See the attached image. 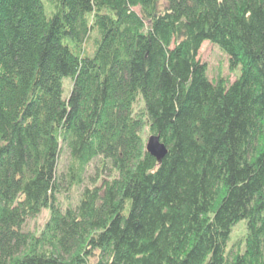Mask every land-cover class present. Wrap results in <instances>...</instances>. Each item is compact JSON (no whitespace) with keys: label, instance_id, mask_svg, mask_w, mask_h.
I'll use <instances>...</instances> for the list:
<instances>
[{"label":"trees","instance_id":"obj_1","mask_svg":"<svg viewBox=\"0 0 264 264\" xmlns=\"http://www.w3.org/2000/svg\"><path fill=\"white\" fill-rule=\"evenodd\" d=\"M0 264H264V0H0Z\"/></svg>","mask_w":264,"mask_h":264},{"label":"rangeland","instance_id":"obj_2","mask_svg":"<svg viewBox=\"0 0 264 264\" xmlns=\"http://www.w3.org/2000/svg\"><path fill=\"white\" fill-rule=\"evenodd\" d=\"M199 57L202 61H205L208 64V72L211 78H216L219 74H222L228 77L230 80H233L236 76L237 69H232L229 65L228 55L215 43L210 40H205L200 47ZM72 86V79L69 76L63 78V95L68 96ZM146 139L150 135L149 129L146 127L143 131ZM83 184L80 186H75L72 189L61 195L62 201L64 204L71 201L72 203L76 202L77 198L80 195ZM48 210L44 209L37 216L30 218L26 224L25 228L38 231L43 223L48 217ZM245 232V221L241 220L236 225H234L233 231L231 233V238L229 240L228 246L234 241L243 236Z\"/></svg>","mask_w":264,"mask_h":264},{"label":"water","instance_id":"obj_3","mask_svg":"<svg viewBox=\"0 0 264 264\" xmlns=\"http://www.w3.org/2000/svg\"><path fill=\"white\" fill-rule=\"evenodd\" d=\"M146 149L159 160L167 153L168 148L157 133H151L146 140Z\"/></svg>","mask_w":264,"mask_h":264}]
</instances>
